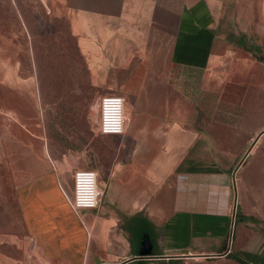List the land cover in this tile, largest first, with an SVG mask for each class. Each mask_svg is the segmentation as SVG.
Instances as JSON below:
<instances>
[{"label":"crops","instance_id":"obj_1","mask_svg":"<svg viewBox=\"0 0 264 264\" xmlns=\"http://www.w3.org/2000/svg\"><path fill=\"white\" fill-rule=\"evenodd\" d=\"M21 1L40 34L67 18L126 124L100 138L115 147L99 206L76 208L59 161L84 167L88 149L58 146L98 139L97 109L64 110L74 89L25 66L0 23V159L27 230L0 240V264H264V0Z\"/></svg>","mask_w":264,"mask_h":264},{"label":"trees","instance_id":"obj_2","mask_svg":"<svg viewBox=\"0 0 264 264\" xmlns=\"http://www.w3.org/2000/svg\"><path fill=\"white\" fill-rule=\"evenodd\" d=\"M0 7L4 9L3 14L0 15V23H5L7 28H10V30L18 33L20 39L26 45L28 52L22 54L23 63L25 64V66H28L29 63H33V58L35 55V59L37 61V69L39 72L46 71L56 74V78L51 80V82L53 83L51 85L52 87L60 90L66 89V95L71 94L69 93L70 89H74V93L72 92L73 97L69 96L65 98L64 96V99L61 102V106L64 110H73L75 113L78 109L81 108V106L86 104L85 101L82 102V99L86 97L84 93L87 92V97L89 96L88 87L91 84L88 77V67L86 66L87 68L85 67V69L82 67V70L80 71L79 63L77 62L78 58L73 54V51L70 53L68 52V47H66V50L64 51L67 52V54H62L59 56L57 44L58 17H54L57 26L56 32L45 35L39 33L34 24L32 16H28L25 14L24 5L21 0H0ZM18 7L24 12H22L23 15H20ZM25 25L27 26L29 31L25 28ZM67 26L72 38H74L76 41V38L71 31V27L68 21ZM28 41L30 42L27 45ZM30 44L32 46V53L29 52ZM76 90H79L80 92H76ZM90 143L81 146L78 144L63 145H67V147H71L74 149L78 147H87V149H89Z\"/></svg>","mask_w":264,"mask_h":264},{"label":"rangeland","instance_id":"obj_3","mask_svg":"<svg viewBox=\"0 0 264 264\" xmlns=\"http://www.w3.org/2000/svg\"><path fill=\"white\" fill-rule=\"evenodd\" d=\"M234 8L237 7L236 5L233 6ZM56 17V16H54ZM58 17V54L59 56L62 54H67L64 52L66 47H68V52H72L77 56V62L79 63V70L81 71L82 67L85 69L87 63L84 61L80 53V48L76 43L75 39L72 38L69 28L67 26V18L64 16H57ZM54 23L55 20L53 19ZM69 22V21H68ZM56 25V23H55ZM29 40V38H28ZM30 41L27 42V45ZM65 47V49H64ZM63 50V51H62ZM27 51V50H26ZM31 51V45L29 47V52ZM27 53V52H26ZM83 59V60H82ZM87 68V67H86ZM87 70V69H86ZM90 86L88 87L89 96V104L88 106H95L97 109V115L99 118V101L102 95L106 94L107 92L98 91L97 87H95L92 82L90 81ZM86 96L88 95L87 92L84 93ZM87 124V122H86ZM95 137H99L98 139L91 140L90 147L87 151L88 160L86 163V167L93 168L97 170L100 176V170L105 168L109 164V157L114 151V145L112 140L100 139L101 137H106L107 134H101L98 132L97 123H95ZM85 125V122H84ZM91 129L92 125L90 124ZM100 142V143H99ZM81 146V144H80ZM61 150H66L67 145H59ZM65 162V161H64ZM63 161H59V165L62 168V171L65 175L64 177L73 184V174L76 168L71 166L70 162L71 159L69 158L68 163L64 165ZM101 168V169H100ZM18 179L13 174L12 167L10 164L4 160L0 159V240L2 238L6 239L7 237L10 240L13 237L17 236H24L27 235V230L25 226V222L23 220L22 211L19 205L18 197H17V185ZM72 195V193H71ZM1 245V244H0ZM10 247L16 248L15 244H10Z\"/></svg>","mask_w":264,"mask_h":264},{"label":"built area","instance_id":"obj_4","mask_svg":"<svg viewBox=\"0 0 264 264\" xmlns=\"http://www.w3.org/2000/svg\"><path fill=\"white\" fill-rule=\"evenodd\" d=\"M97 129L101 134H119L125 129V98L121 94L106 93L99 101ZM73 195L71 201L76 208L99 206L102 190L99 173L89 167H77L73 174Z\"/></svg>","mask_w":264,"mask_h":264},{"label":"water","instance_id":"obj_5","mask_svg":"<svg viewBox=\"0 0 264 264\" xmlns=\"http://www.w3.org/2000/svg\"><path fill=\"white\" fill-rule=\"evenodd\" d=\"M150 244L151 242L148 240L145 242L144 248L141 250V255H147L151 252V249L149 248Z\"/></svg>","mask_w":264,"mask_h":264}]
</instances>
